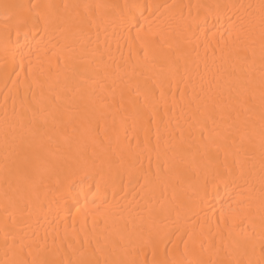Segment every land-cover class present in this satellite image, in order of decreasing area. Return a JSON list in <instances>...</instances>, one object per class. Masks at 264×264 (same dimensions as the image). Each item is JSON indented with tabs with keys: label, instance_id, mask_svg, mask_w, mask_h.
<instances>
[{
	"label": "bare ground",
	"instance_id": "bare-ground-1",
	"mask_svg": "<svg viewBox=\"0 0 264 264\" xmlns=\"http://www.w3.org/2000/svg\"><path fill=\"white\" fill-rule=\"evenodd\" d=\"M0 264H264V0H0Z\"/></svg>",
	"mask_w": 264,
	"mask_h": 264
},
{
	"label": "snow or ice",
	"instance_id": "snow-or-ice-1",
	"mask_svg": "<svg viewBox=\"0 0 264 264\" xmlns=\"http://www.w3.org/2000/svg\"><path fill=\"white\" fill-rule=\"evenodd\" d=\"M31 7H32V9H35L38 7V5L33 4ZM129 22H131V21H129ZM78 195H79V193H77L75 191L74 187L70 186L68 192L66 194H64L62 198L66 202L71 203L73 200L77 199ZM85 195H87V194H85ZM205 195H208L207 191L205 192ZM77 211H79V209H77Z\"/></svg>",
	"mask_w": 264,
	"mask_h": 264
}]
</instances>
